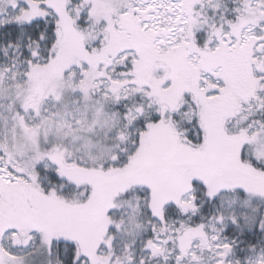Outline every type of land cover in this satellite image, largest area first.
Listing matches in <instances>:
<instances>
[{"label": "snow or ice", "instance_id": "obj_1", "mask_svg": "<svg viewBox=\"0 0 264 264\" xmlns=\"http://www.w3.org/2000/svg\"><path fill=\"white\" fill-rule=\"evenodd\" d=\"M0 264H264V0H0Z\"/></svg>", "mask_w": 264, "mask_h": 264}]
</instances>
